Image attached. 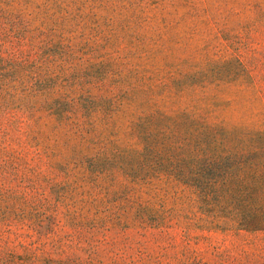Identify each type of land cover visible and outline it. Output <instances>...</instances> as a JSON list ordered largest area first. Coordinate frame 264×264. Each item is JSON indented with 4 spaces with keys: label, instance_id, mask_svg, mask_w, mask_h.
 <instances>
[{
    "label": "rangeland",
    "instance_id": "1",
    "mask_svg": "<svg viewBox=\"0 0 264 264\" xmlns=\"http://www.w3.org/2000/svg\"><path fill=\"white\" fill-rule=\"evenodd\" d=\"M0 58L39 92L0 114V264H264V230L133 160L175 111L264 129V0H0Z\"/></svg>",
    "mask_w": 264,
    "mask_h": 264
},
{
    "label": "trees",
    "instance_id": "2",
    "mask_svg": "<svg viewBox=\"0 0 264 264\" xmlns=\"http://www.w3.org/2000/svg\"><path fill=\"white\" fill-rule=\"evenodd\" d=\"M8 68L19 73L21 63L0 58V114L8 108L33 107L39 102V92L34 89L28 91L33 98L29 103L12 99L20 77L9 73ZM28 88L26 85L19 92L23 95ZM40 103L55 110L50 100ZM74 112L79 113L75 107L70 113ZM172 117L175 129L170 140L163 149L157 147L161 160L148 163L146 146L133 150L135 166L152 169L148 172L164 174L189 188L206 210V225L264 230V129H226L197 114L188 123L184 110L175 111ZM123 167L119 165L121 170Z\"/></svg>",
    "mask_w": 264,
    "mask_h": 264
}]
</instances>
